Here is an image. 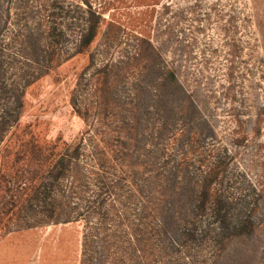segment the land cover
<instances>
[{"label":"rangeland","instance_id":"obj_1","mask_svg":"<svg viewBox=\"0 0 264 264\" xmlns=\"http://www.w3.org/2000/svg\"><path fill=\"white\" fill-rule=\"evenodd\" d=\"M37 1L48 15L63 12L60 65L25 89L16 134L30 131L41 143L101 135L131 151L171 139L178 159L189 154L191 174L222 161L231 176L223 185L233 197L244 185L247 193L253 186L264 193V0ZM31 5L1 1L0 31L7 37L0 43L19 39L42 19ZM90 10L100 16V33L80 53ZM17 43L25 53L28 42ZM31 66L20 69V79L38 73ZM170 69L175 80L167 79ZM263 216L264 199L256 212ZM85 234L84 220L10 233L0 240V264H102L86 257ZM209 244L192 246L187 264H264V227L227 249Z\"/></svg>","mask_w":264,"mask_h":264},{"label":"trees","instance_id":"obj_2","mask_svg":"<svg viewBox=\"0 0 264 264\" xmlns=\"http://www.w3.org/2000/svg\"><path fill=\"white\" fill-rule=\"evenodd\" d=\"M31 3L42 11V19L31 22L19 39L14 35L8 37L10 42L7 38L0 43V240L48 223L84 220L86 257L102 259V264H180V259L187 264L194 245L203 249L209 242L210 250H223L264 227V216L256 217L264 199L261 188L253 186L247 193L244 185L241 195L233 197L235 193L223 185L224 177L231 176L220 169L222 161L191 174L189 154L178 159L171 139H155L131 151L101 135L72 143H41L30 131L16 134L25 89L32 79L60 65L65 33L62 11L48 15L46 3ZM89 12L78 41L80 53L90 51L100 33V16ZM72 22L71 26L76 21ZM6 35L0 31V41ZM16 41L21 42L19 48L27 45L25 53L18 51ZM31 65L38 73L20 79V69ZM169 71L167 79L175 80V70ZM124 138L133 144L131 136ZM163 250L166 255L160 258Z\"/></svg>","mask_w":264,"mask_h":264}]
</instances>
